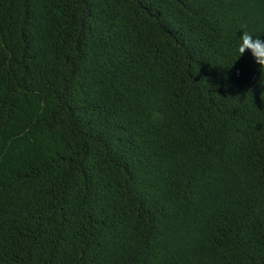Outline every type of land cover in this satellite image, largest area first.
<instances>
[{
    "label": "trees",
    "instance_id": "1",
    "mask_svg": "<svg viewBox=\"0 0 264 264\" xmlns=\"http://www.w3.org/2000/svg\"><path fill=\"white\" fill-rule=\"evenodd\" d=\"M264 0H0V264H264Z\"/></svg>",
    "mask_w": 264,
    "mask_h": 264
},
{
    "label": "clouds",
    "instance_id": "2",
    "mask_svg": "<svg viewBox=\"0 0 264 264\" xmlns=\"http://www.w3.org/2000/svg\"><path fill=\"white\" fill-rule=\"evenodd\" d=\"M240 57L246 52L252 55L253 60L264 70V39L243 31L238 46Z\"/></svg>",
    "mask_w": 264,
    "mask_h": 264
}]
</instances>
